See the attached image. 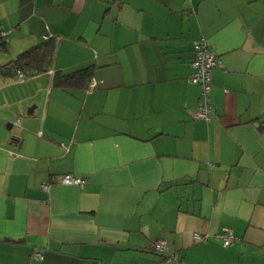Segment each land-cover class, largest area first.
Instances as JSON below:
<instances>
[{"label":"crops","instance_id":"0c3cea01","mask_svg":"<svg viewBox=\"0 0 264 264\" xmlns=\"http://www.w3.org/2000/svg\"><path fill=\"white\" fill-rule=\"evenodd\" d=\"M1 42L50 66L0 75V264H264V0H0Z\"/></svg>","mask_w":264,"mask_h":264},{"label":"built area","instance_id":"2783aa9c","mask_svg":"<svg viewBox=\"0 0 264 264\" xmlns=\"http://www.w3.org/2000/svg\"><path fill=\"white\" fill-rule=\"evenodd\" d=\"M5 34V33H4ZM221 62L218 56L209 49V45L205 37H201L194 46V58L191 63L193 72L189 77L190 82L200 86L201 94L200 99L195 111V116L198 119H203L209 121L212 117V104L210 100V92L212 89V70L213 68L220 66ZM20 79H22V74L18 73ZM95 86L94 83L90 85V88ZM61 183L65 185H79L82 186L86 180L80 177H76L70 174L63 175L61 178ZM46 187V185H45ZM203 235H196V239H205ZM221 242L223 247H228L233 243L235 237L230 230H226L221 236ZM150 250L156 254L164 255L166 250L165 241L158 239L153 241L150 245ZM36 259H41L40 254H35L33 256ZM171 257L164 256L163 264H170Z\"/></svg>","mask_w":264,"mask_h":264},{"label":"trees","instance_id":"16d2710c","mask_svg":"<svg viewBox=\"0 0 264 264\" xmlns=\"http://www.w3.org/2000/svg\"><path fill=\"white\" fill-rule=\"evenodd\" d=\"M48 45V42H41L30 49L20 52L16 58L0 66V75L16 76V73H21L24 77H30L48 71L50 66L49 57L45 56L43 52V50H47ZM0 47L6 48L5 42H1ZM91 73V68H84L70 75H60L56 84H65L69 78L90 79Z\"/></svg>","mask_w":264,"mask_h":264}]
</instances>
